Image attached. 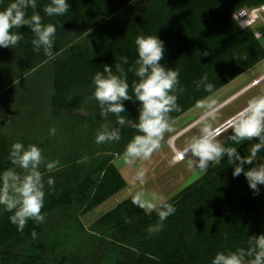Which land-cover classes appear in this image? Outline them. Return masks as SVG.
<instances>
[{
	"label": "trees",
	"instance_id": "obj_1",
	"mask_svg": "<svg viewBox=\"0 0 264 264\" xmlns=\"http://www.w3.org/2000/svg\"><path fill=\"white\" fill-rule=\"evenodd\" d=\"M130 1L69 0L68 13L62 17H47L43 7L49 0H37L36 11L42 16V23L57 27L53 55L61 49L62 36L73 31L75 26L82 25L89 30L99 20L108 19L95 33L92 47L78 44L69 58L57 62L52 100L55 111L74 110L80 99H68L71 90L92 86L95 72L102 71L104 65L113 67L115 73L114 65L120 62L121 55L129 58L125 70L133 65L137 59L135 39L139 35H158L166 48L161 64L180 73V87L184 91L178 93L181 110L170 113L173 121L195 107L198 101L210 97L264 60V47L255 37L256 31L253 28L242 30L234 20L235 12L245 7L244 1L260 6L264 0H154L132 19H127L128 15L118 11ZM11 2L13 0H0V11ZM32 14L33 10L29 8L27 15ZM13 31H21L23 39L13 49L0 48V53L24 48L27 56H44L43 50L39 53L34 50L31 42L34 35L26 26ZM204 75L213 84V93L197 87L196 82ZM136 79L132 72H128L130 95L131 84ZM138 103L125 102L127 112L121 115L136 120ZM98 113L101 119L99 106ZM109 118L116 120L111 114ZM137 134L130 127L121 133L126 143ZM254 142L259 141L254 139L238 148L242 157L249 155ZM4 149L0 153V172L10 164V150L6 144ZM258 156L264 157V151ZM111 161L112 158L85 178L76 173L70 179L61 180L62 184L55 181L50 195H56L58 199L49 201L42 213L47 215L50 210L70 205L75 199L83 200L86 204L84 210L89 212L122 191L127 183ZM252 166H256L255 161L253 165H245V169ZM233 171L234 165L226 159L172 199L170 203L176 212L165 221L168 231L159 232L152 238H144V234L149 226L158 222L157 214L151 216L133 205L131 197L101 218L98 222L112 226L116 241L127 257L115 264H211L217 252L247 248L249 237L264 234V202L261 203L264 189L254 195L244 174L236 179ZM193 199L198 204L199 213L198 218L189 219L185 208ZM10 215L12 213L8 212L1 226L5 232L3 241L11 240L16 233L23 239L32 238L33 231L39 234L40 228L32 220L22 232L18 231L10 222ZM126 219L130 222L126 223ZM139 232L140 240L132 243V238Z\"/></svg>",
	"mask_w": 264,
	"mask_h": 264
},
{
	"label": "rangeland",
	"instance_id": "obj_2",
	"mask_svg": "<svg viewBox=\"0 0 264 264\" xmlns=\"http://www.w3.org/2000/svg\"><path fill=\"white\" fill-rule=\"evenodd\" d=\"M153 1L132 0L118 13H124L128 15L127 19H132L141 8ZM244 2L246 3L243 8L257 6L248 1ZM106 21H108L107 18L99 20L89 30L82 25L75 26L73 31L62 36L61 49L52 57L45 55L41 57L37 54L27 56L24 48L0 53V146H4L10 140H17L25 145L36 144L43 149V154L48 161H60L61 167L52 173L41 168L44 173L46 192L44 208L52 199H58L56 195H50L51 188L49 189L46 184L49 176H52L59 184L63 183L61 180L70 179L76 173L82 174L79 177L85 178L113 156L115 157L112 164L117 167L128 186L113 199L93 209L88 215L86 211H83L85 203L80 199H75L70 205L50 210L45 222L38 224L40 232L36 238L23 239L19 237V233H16L11 240L3 241L2 235L5 232L1 226L8 212H0V264H115L117 261L125 260L127 257L116 241L112 226L95 222L118 204L132 197L136 191L144 190L147 193V200L153 202L162 200L164 203H170L172 199L205 175L188 170L186 160L175 161L173 152V148L182 150L190 138L198 134L199 125L192 128L204 109L195 106L174 120V131L165 133L161 148L153 154L152 158L149 161H137L132 166H129L123 158L122 152L127 143L122 135L119 142L103 145L95 143L96 133L101 123L105 121L99 118L95 100L89 99L93 93L92 86L71 90L68 99H80L79 105L74 110L55 111L52 100L57 62L69 58L72 49L78 44L85 48L92 47L95 33ZM253 30L264 34V24L259 22ZM259 42L264 47V35ZM259 74L261 75L258 79L264 76V61L211 95L210 102L214 101L216 106L225 99L237 96L236 91L249 86L253 82L251 80ZM258 94H264V82L240 99H236L237 101L233 104L219 110L213 122L214 126H219L242 110L247 106L248 100ZM109 120L111 127L118 126L116 120L113 118ZM52 128L56 129L54 136L50 135ZM186 129L192 130L182 136L178 135ZM230 134V131L225 133V135ZM170 136L177 137L171 146L168 143ZM248 142L250 141L243 142L239 148ZM226 159L227 156L220 164L213 167L210 165L208 172L223 164ZM255 163H264V161L258 159ZM9 167H12L11 163ZM140 167L146 169L143 185L133 180L135 171ZM263 189L264 186H260V190ZM263 202L264 199L261 203ZM82 211L85 214L83 217ZM185 211H188L189 219L198 218L199 207L195 199L187 203ZM155 213L152 211L147 214L153 216ZM157 223L154 222L153 225ZM163 231H168L166 226L160 233ZM145 232L144 238L146 236L152 238L159 233L150 235L147 231ZM140 238L141 232L134 236L131 242L135 243Z\"/></svg>",
	"mask_w": 264,
	"mask_h": 264
},
{
	"label": "clouds",
	"instance_id": "obj_3",
	"mask_svg": "<svg viewBox=\"0 0 264 264\" xmlns=\"http://www.w3.org/2000/svg\"><path fill=\"white\" fill-rule=\"evenodd\" d=\"M31 8L33 14L27 15ZM37 9V0H13L3 11H0V48L17 46L23 39V33L13 31L26 26L34 38L31 41L34 50L47 57L53 56L56 41L57 27L55 24L42 23V16ZM70 9L69 0H49L43 7L47 17H62ZM137 59L135 63L125 70L124 65L129 64L127 56H120V62L113 67L103 66L102 71H96L92 79L93 99L99 106L101 123L95 136V143L103 145L119 142L121 132L130 127L139 134L135 135L125 146L123 158L129 166L137 161H149L153 154L161 148L165 133H171L173 119L170 113L181 110L178 104V93L184 89L180 87L179 71L161 64L166 54L165 43L158 35H139L135 39ZM208 55V53H204ZM128 72L137 78L131 84L132 94H129ZM197 87L213 93L214 86L208 82L204 75L196 82ZM255 83H259L256 81ZM236 97H233L235 99ZM138 103L139 113L136 120L121 115L127 112L125 102ZM210 97L198 101L197 108L204 109L200 118L195 122L199 125L198 134L193 135L182 150L173 148L174 160H186L188 170L206 174L210 165L213 167L227 160L234 165L233 177L241 173L246 177L254 195L260 194V186H264V163L256 164L246 170L245 165L264 157L258 154L264 151V94H258L248 100L247 106L233 115L226 127L214 126L217 108ZM114 115L117 127H111L109 116ZM231 132L230 135L225 133ZM56 129H50V135H55ZM176 136H170L168 143L171 146ZM258 139V143H251L250 153L241 156L239 146L245 141ZM229 144L234 146H228ZM8 160L12 167L0 172V212H9L10 222L23 231L29 220L37 224L45 222L46 213H42L45 202V180L43 167L52 173L61 167L59 160L48 161L43 149L36 144L25 145L22 142L12 144ZM146 179V169L143 167L135 171L134 182L143 185ZM46 184L52 188L55 180L49 176ZM144 190L136 191L132 197L133 205L145 210L146 213L155 211L158 223L149 226L146 231L151 235L163 230L165 221L174 215L176 208L171 203L162 200L155 202L146 199ZM130 222L126 219V223ZM33 238L37 233L32 232ZM211 264H264V234L252 236L248 239L247 248H237L235 251L217 252Z\"/></svg>",
	"mask_w": 264,
	"mask_h": 264
},
{
	"label": "built area",
	"instance_id": "obj_4",
	"mask_svg": "<svg viewBox=\"0 0 264 264\" xmlns=\"http://www.w3.org/2000/svg\"><path fill=\"white\" fill-rule=\"evenodd\" d=\"M234 20L236 21L237 25L242 30L254 28L255 25H257L259 22H262L264 24V4H262L260 6H255L252 8H241L240 10L235 12ZM263 35H264L263 33L258 32V31H256V33H255V37L258 40H260L263 37ZM229 119H227L225 122H223L219 126L226 127V122ZM177 150H179V149H177ZM174 155H175V153H174ZM183 161L184 160H180L178 162H183Z\"/></svg>",
	"mask_w": 264,
	"mask_h": 264
},
{
	"label": "crops",
	"instance_id": "obj_5",
	"mask_svg": "<svg viewBox=\"0 0 264 264\" xmlns=\"http://www.w3.org/2000/svg\"><path fill=\"white\" fill-rule=\"evenodd\" d=\"M263 61H264V60H263ZM263 61H262V62H263ZM260 63H261V62H260ZM257 65H258V64H257ZM253 68H254V67H253ZM251 69H252V68H251ZM251 69H250V70H251ZM248 71H249V70H248ZM248 71H247V72H248ZM245 73H246V72H245ZM245 73H244V74H245ZM242 75H243V74H242ZM242 75H241V76H242ZM260 75H261V74H259V75L256 76L254 79H252L251 81H253V82H252L249 86H247L246 88H243V89L241 88V89H239L238 91H236V95H237V96H235V97H236L235 99H233V97H232V98L230 97V98H229L230 100H229V99H225L223 102L218 103V104L216 105L217 112H218L219 110L223 109L224 107L233 104V103L236 102L238 99H240L243 95L249 93L250 91L254 90L256 87H258L261 83H263V82H264V76H262L261 78L258 79V77H259ZM239 77H240V76H239ZM239 77H238V78H239ZM238 78H236V79H238ZM236 79H235V80H236ZM255 79H256V80H255ZM257 79H258V80H257ZM233 81H234V80H233ZM233 81H232V82H233ZM256 81H259V83H258V84L255 83ZM262 81H263V82H262ZM229 84H230V83H229ZM236 99H237V100H236ZM180 117H181V116H180ZM197 119H198V118H197ZM197 126H198V125L196 124L195 126H193L192 129H194V128L197 127ZM188 129H189V128H188ZM188 129H186V130H184V131H181L180 134H178V135H179V136H182L183 134H185V133L188 131ZM192 129H191V130H192ZM191 130H189L188 132H190ZM188 132H187V133H188ZM11 142H12V143H11ZM16 142H18V141H17V140H15V141L10 140V141L6 142V145H7L8 149L10 150V148H11V146H12L11 144H14V143H16ZM8 143H9V144H8ZM4 151H5L4 146H0V153L2 154V152H4ZM114 157H115V156L112 157V161H111V162H113ZM1 160H2V159H1ZM170 162H171L172 164H174L173 161H170ZM115 167H116V166H115ZM116 168H117V167H116ZM127 186H128V183H127ZM127 186H126V187H127ZM126 187H125V188H126ZM125 188H124V189H125ZM124 189H123V190H124ZM120 192H121V191H120ZM120 192H118V193H120ZM118 193H117V194H118ZM117 194H115L114 196L108 198L106 201H104L103 203L99 204L98 206L104 204L105 202H107V201L110 200V199H113ZM123 202H124V201H123ZM121 203H122V202H121ZM121 203H120V204H121ZM120 204H118V205H120ZM85 205H86V204H84L83 208H85ZM118 205H117V206H118ZM98 206H97V207H98ZM117 206H116V207H117ZM116 207H115V208H116ZM83 208H82V210H83ZM95 208H96V207H95ZM95 208H94V209H95ZM115 208H113L111 211H113ZM83 211H85V210H83ZM83 211L81 212V216H82V217H83V214H84ZM91 211H92V210H91ZM91 211H89V212H91ZM111 211H110V212H111ZM89 212H85V213L88 215ZM110 212H108V213H110ZM108 213H107V214H108ZM107 214H106V215H107ZM84 215H85V214H84ZM104 216H105V215H104ZM104 216H103V217H104ZM103 217H101V218H103ZM101 218H100V219H101ZM100 219H99V220H100ZM99 220H97L95 223H97ZM98 223H99V222H98Z\"/></svg>",
	"mask_w": 264,
	"mask_h": 264
}]
</instances>
